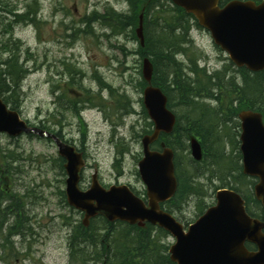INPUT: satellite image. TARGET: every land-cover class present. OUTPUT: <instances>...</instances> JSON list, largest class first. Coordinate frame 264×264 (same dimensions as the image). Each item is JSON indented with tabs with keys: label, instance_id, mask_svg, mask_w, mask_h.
<instances>
[{
	"label": "rangeland",
	"instance_id": "obj_1",
	"mask_svg": "<svg viewBox=\"0 0 264 264\" xmlns=\"http://www.w3.org/2000/svg\"><path fill=\"white\" fill-rule=\"evenodd\" d=\"M115 1L0 0V6L6 5L9 11L19 15L25 13L28 22L35 19L40 23L39 28L36 26V31L32 23L23 27L15 25L14 29L12 28V36L19 41L18 63L24 69L27 68L28 73L19 77L20 88L11 96L8 81H15V77L2 76L9 67L3 64L11 55L0 51V87L8 85L3 88L0 97L16 102L21 118L31 125L46 126L83 151L86 167L82 172L81 189L88 188L90 176L95 169L103 186L126 184L143 197L145 188L137 174V162L141 158V136L145 130H151V126H148L149 120L142 106L141 57L137 54L136 40L132 38L131 28L118 30L111 22L103 24L105 20L101 18L99 22L93 21L88 29L82 20L94 9L99 15L107 13L106 8L111 7L116 9L117 13H127L126 3ZM30 4L32 6L28 9ZM36 8L38 15L34 18L32 14ZM2 18H5V15L0 12V32H3L2 26L9 30V27L4 25L7 21H12V16L5 21L1 20ZM193 23L192 20L188 21L189 40L184 44L186 55L177 53L173 56L176 65L182 69V76L195 81L188 71L195 62L197 69L206 70V76L215 71H223L226 72L227 82L232 81L236 88L240 87L241 72L236 70L226 54L213 44L209 33L195 27ZM64 27L74 28L71 35L78 37L72 46H65L68 40L63 39ZM85 27L86 31H78L79 28L83 30ZM11 32H6L5 36H10ZM68 34L70 33L66 32V35ZM175 34L178 35L179 32ZM65 63L75 68L76 72L65 74ZM160 70H166L169 74L168 67L160 65ZM160 76L159 72L156 79L165 80ZM214 80L212 77L209 92L216 96ZM169 81H166L168 86ZM199 85L202 87V84ZM57 86L59 89L55 90ZM86 90L94 94L99 93L102 101L98 104L86 102ZM61 94L63 96L58 101L76 103L78 113L85 124L79 122L75 112L59 109L55 96ZM198 100L207 107H218L214 98L201 97ZM172 102L176 106H170V110L176 117L183 116L185 109L179 106L176 96H172ZM121 103L124 108H121ZM231 117L228 113L227 117L222 119L224 125H219L217 129L222 137L223 152L229 157L228 162L232 160L233 166L238 163L237 146L234 145L235 141L231 143L232 138L235 140L236 137L237 120H230ZM168 139L176 141L174 136ZM183 142L174 150L179 162L176 167L183 182L187 180L189 183L192 173H201L206 168L204 173L196 178L199 190L189 196L178 195L166 208L178 221L187 225L196 219L202 209L213 203V193L218 187L228 183L232 188L236 187L244 192L249 181L240 176V171L233 169L228 179L220 180L214 176L223 173L220 164H210L207 167L216 150L215 145L206 151L202 163L190 166L188 141L184 139ZM0 154L7 156L11 162V166H6L4 159H0L3 167L0 171L10 170L7 176L1 175V185L8 194L11 192L21 198L16 204L15 198L4 195L9 196L13 207L17 205L20 208V213L5 215L4 212L0 220L4 222L2 232L0 231V253L4 251L7 255L5 259L0 257V264H101L104 255L103 247H100L102 240L105 246L110 247L108 256L103 258L106 264H113L115 261L118 263L120 253H127L128 250L135 253L136 245L133 240L136 232L125 225L116 223L109 227L103 219L97 218L91 221L88 234L82 235V216L79 211L67 206L61 193L65 176L53 143L24 135L16 139L0 135ZM200 190L205 193L202 194ZM249 193L250 210L259 214V207L252 202L250 189ZM7 204L8 200L2 203L0 214ZM16 221L22 226L20 234L7 236L6 231L11 223ZM77 236H85V241L96 243V251L91 253L82 250L77 254L79 259L76 258L74 252L77 253L80 248L69 246V239H75ZM148 238L157 251L152 257V263L142 264H153L155 259L164 260L165 246L172 244L173 239L156 228L149 229ZM90 255H93L96 263L81 260Z\"/></svg>",
	"mask_w": 264,
	"mask_h": 264
},
{
	"label": "water",
	"instance_id": "obj_2",
	"mask_svg": "<svg viewBox=\"0 0 264 264\" xmlns=\"http://www.w3.org/2000/svg\"><path fill=\"white\" fill-rule=\"evenodd\" d=\"M198 24L209 31L215 45L225 51L237 66L251 71L264 69V0L232 1L219 8L218 0H171ZM135 35L144 46L142 13L139 14ZM153 73L149 58L142 60L141 74L146 83L143 106L152 121L153 132L141 139L143 158L138 162L139 175L146 187L147 204L126 185L103 188L92 176L89 189L79 188L80 172L84 167L82 155L75 148L62 143L52 134L28 126L17 112L8 110L0 99V133L8 136L33 134L54 140L63 167L67 203L84 212L82 225L87 228L91 218L101 215L107 221H123L145 227L146 223L170 233L176 242L169 248L170 260L176 264H264V125L261 116L252 111H241V146L243 173L258 178L254 194L263 206V220L252 219L245 213L241 198L232 191L219 190L216 205L209 208L187 231L183 230L159 204L169 200L176 191L173 152L160 143L161 152L150 150L161 133L169 134L175 125L174 114L167 109V98L151 84ZM190 152L194 160L202 158L201 147L190 138ZM253 243L256 251H248L245 242Z\"/></svg>",
	"mask_w": 264,
	"mask_h": 264
},
{
	"label": "trees",
	"instance_id": "obj_3",
	"mask_svg": "<svg viewBox=\"0 0 264 264\" xmlns=\"http://www.w3.org/2000/svg\"><path fill=\"white\" fill-rule=\"evenodd\" d=\"M126 1L130 5L129 15H116L111 17L105 15L102 17L105 20L102 23L107 25L111 22L118 30H124L125 28L132 29L137 20V11L144 0ZM96 18H84V23L89 26L90 20H100V18ZM191 19L193 20V17L190 15H186L182 9L171 6L170 0H151L144 11L145 47L143 49L138 48L137 54L140 57H150L153 64L152 83L154 86L159 87L167 96L168 107L176 106L172 102V96H176L177 100L179 101V106L185 109L184 115H179L177 117V124L173 131V134L170 135L172 137L174 136L176 141L173 142L171 139H168V137L165 139L167 144L171 148L176 150L182 143H184V139L188 140V137L193 135L200 140L201 145L206 153V151L209 148L212 149L213 146V131L215 130V133L218 134L217 126L224 125L222 119H224L225 116L227 117L228 113L237 112V110L241 107H249L250 109H256L258 111L264 110V88H262V85L264 84V75L263 73H261L254 74L253 76L249 75V77L244 76V84L236 88L232 81H226V72H215L213 75L206 76L205 71L197 69L194 62L189 67L188 71L193 75L192 78L195 81H192L191 78H184L182 76V69L181 67H178L176 65L173 56L177 53L186 55V48L184 47V44H187L188 42L186 35L190 27L188 25V21ZM193 25L195 27H198L195 21ZM78 31L81 32L82 30L78 29ZM177 31L179 32L178 35L175 34ZM157 33L158 35L156 36L155 34ZM159 35L160 37H158ZM154 37L156 38L155 40ZM132 38L135 39L133 35ZM160 65L164 68L168 67L169 74L166 70L161 71ZM72 71L74 72L73 67L67 66V72L71 73ZM16 72L22 74L24 71H22V69L18 67L17 64L12 63V67L9 68V74L14 75L16 74ZM159 72L161 73L160 78L165 80L160 81L156 79L159 75ZM16 76L17 75H15L14 77L16 78ZM211 76L215 79L213 86L217 93L216 96H213L211 92H209L212 80ZM168 80H170L169 86L166 85V81ZM199 84H202V87H200ZM140 87H144V82L140 83ZM3 88L5 89L7 87H0V96L2 95L1 92L3 91ZM8 89L9 92L10 89H12L10 94L11 96H13L14 91L18 90V80ZM201 97H208L212 99L214 98V100H216V106L218 105V107L215 109L207 107L205 104H203V102H199L198 98ZM84 99L86 102H100L99 95L97 98L96 96H92L89 93L86 94V97ZM3 101L6 104L10 105L12 108H17L16 102H14L12 99L8 100V98H3ZM234 104L236 105V107H234ZM121 105V108H124V105L122 103ZM60 106L62 110H69L70 112L73 111L78 116L76 103H66V101H64L60 103ZM182 119L184 120V123L182 122ZM148 126H151V123H148ZM39 127L50 131L46 126ZM147 132H149V130H145V133ZM183 147L185 148L186 146L184 145ZM59 161L60 163H62L61 159H59ZM192 164L193 163L190 160V166H192ZM210 164H208L207 167ZM205 169L206 168L203 169V173ZM232 169L233 171L239 170V168L236 169L233 167L229 168L228 171H232ZM179 176V188L177 194L182 197L183 194L185 196L194 194V192H196L198 189V187L196 186V178H198V174L192 173L189 179V183H187V180L183 182L181 180L180 174ZM4 193L5 192H2L0 193V195H10ZM61 193L63 194V192ZM178 195L176 197H178ZM6 198L9 199V196ZM0 199L2 200V197H0ZM17 207L18 206L16 205V208ZM9 208V212L11 214L20 213H16L13 206H9ZM0 219H2L1 214ZM24 221H26V219H24ZM1 223L2 222H0V227ZM1 229L2 228H0V231ZM21 229L22 226L21 224H19V222H13L12 226H10V229H8L7 236L10 237L14 234H17ZM81 233L82 235H87V232L83 229L81 230ZM85 236H77L74 240L76 242H84ZM147 238L148 237L144 236V234L135 236L133 240V243L136 245V247L134 248L135 253H132L130 250H128L127 253H120L119 260H117L119 262L117 263L114 260L115 262L113 264H142L146 262L152 263V257H154L155 251L157 250L148 242ZM80 251L81 249L77 251V253L74 252L75 257L78 259L79 256L77 254H79Z\"/></svg>",
	"mask_w": 264,
	"mask_h": 264
},
{
	"label": "flooded vegetation",
	"instance_id": "obj_4",
	"mask_svg": "<svg viewBox=\"0 0 264 264\" xmlns=\"http://www.w3.org/2000/svg\"><path fill=\"white\" fill-rule=\"evenodd\" d=\"M257 4L259 3V1L260 0H254ZM15 13V12H14ZM10 13H7V14H5V18H9V15ZM16 14V13H15ZM5 18H3V20H7V19H5ZM3 37V33L2 32H0V39ZM232 115H233V117H231V119H236V120H238L237 119V115L236 114H234V113H232ZM261 115H262V121H263V123H264V111L263 112H261ZM240 122H235V125H236V128H237V131H236V137H235V140H234V138H232V141H231V143L233 142V141H235V143H234V145L235 146H237V152H238V154H237V160H238V163L241 165V162H242V155H240V153H239V146H240V142H239V134H240V124H239ZM252 181V180H251ZM253 181H254V183H256V179H253ZM253 183V185L251 184V194L253 195V187H254V184ZM239 194H240V196H241V198L243 199V202H244V208H245V210H246V212L248 211L252 216H255V215H261V218H262V214H263V210H262V207H260L261 205H259V204H257V203H255L254 202V200H253V198H252V202L253 203H255L258 207H259V214H256V213H254V212H252L251 210H250V195L249 194H243L242 193V191L240 190L239 192H238ZM254 196V195H253ZM14 198H18V197H14ZM248 214V213H247ZM249 215V214H248ZM260 218V219H261ZM3 225H4V223H3ZM11 225H12V223H11ZM10 225V226H11ZM7 232H8V230H7ZM264 232V231H263ZM101 243H102V246H100L101 248L103 247V245H105L104 243V240H102L101 241ZM106 246H108V245H106ZM249 247V246H248ZM249 248H251V247H249ZM252 248L254 249V247L252 246ZM252 249V250H253ZM108 252L109 251H107L106 253H105V251H104V249H103V254L105 253V257H107L108 256ZM6 253L5 252H1V254H0V257L1 258H3V259H5L6 258ZM104 257V258H105Z\"/></svg>",
	"mask_w": 264,
	"mask_h": 264
},
{
	"label": "bare ground",
	"instance_id": "obj_5",
	"mask_svg": "<svg viewBox=\"0 0 264 264\" xmlns=\"http://www.w3.org/2000/svg\"><path fill=\"white\" fill-rule=\"evenodd\" d=\"M131 15V14H130ZM138 47V46H137ZM137 50V49H136ZM187 71V70H186ZM211 101V100H210ZM42 126V125H41ZM15 163V162H14ZM182 165V164H181ZM183 166V165H182ZM185 167V166H184ZM82 181V180H81ZM81 184V183H80ZM2 207V206H1ZM8 210V209H7ZM13 212V211H12ZM20 212V211H19ZM4 213V212H3ZM22 215V212H21ZM2 224V223H1ZM12 226V225H11ZM10 229V228H9ZM2 232V231H1ZM7 232V231H6ZM26 233V232H25ZM31 234V233H30ZM16 236V235H15ZM18 236V235H17ZM4 252V251H3ZM102 264V263H101Z\"/></svg>",
	"mask_w": 264,
	"mask_h": 264
}]
</instances>
